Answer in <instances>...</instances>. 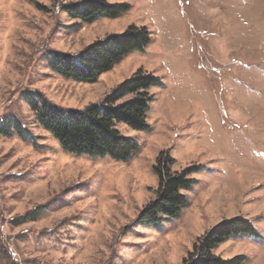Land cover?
Here are the masks:
<instances>
[{
	"label": "rangeland",
	"instance_id": "rangeland-1",
	"mask_svg": "<svg viewBox=\"0 0 264 264\" xmlns=\"http://www.w3.org/2000/svg\"><path fill=\"white\" fill-rule=\"evenodd\" d=\"M81 1L0 0V264H183L202 236L237 218L258 237L213 254L264 264V0H107L130 9L90 24L66 11ZM131 27L148 30V47L96 83L54 70L55 56L78 61ZM138 71L163 86L149 90L151 132L115 124L140 146L126 163L69 153L30 105L38 96L67 114L100 105ZM161 153L175 172L200 169L178 217L142 225Z\"/></svg>",
	"mask_w": 264,
	"mask_h": 264
},
{
	"label": "trees",
	"instance_id": "trees-1",
	"mask_svg": "<svg viewBox=\"0 0 264 264\" xmlns=\"http://www.w3.org/2000/svg\"><path fill=\"white\" fill-rule=\"evenodd\" d=\"M129 9L127 5L110 4L107 0H83L66 7L69 17L86 24L98 18L116 19ZM150 39L146 28L131 27L123 34L110 35L104 41H96L88 46L78 61L70 56H55L53 68L65 78L93 84L129 54L144 52ZM162 86L159 78L138 71L100 105H91L68 114L41 96L36 99L30 96L29 99L44 128L69 153L108 156L116 162L126 163L139 151L140 146L123 137L114 128L115 124H125L137 132H151L152 128L147 122L152 101L149 90ZM127 96L132 98L121 102ZM172 167L173 160L169 154L161 153L154 167L159 177L157 198L141 213L138 219L140 224L158 227L164 220L178 217L188 206L183 192L193 188L195 180L190 175L200 168L175 172ZM240 236L258 237V233L250 222L242 218L224 221L198 240L183 264H244L243 257L224 260L213 254L218 245Z\"/></svg>",
	"mask_w": 264,
	"mask_h": 264
}]
</instances>
